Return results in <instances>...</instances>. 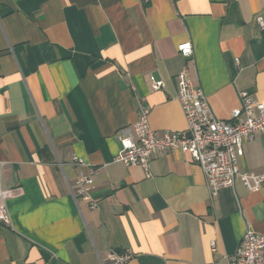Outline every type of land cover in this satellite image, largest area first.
Wrapping results in <instances>:
<instances>
[{
  "label": "crops",
  "instance_id": "0c3cea01",
  "mask_svg": "<svg viewBox=\"0 0 264 264\" xmlns=\"http://www.w3.org/2000/svg\"><path fill=\"white\" fill-rule=\"evenodd\" d=\"M258 18L264 0H0V186L16 191L0 264H113L108 253L124 250L127 264H231L247 230L264 235V186L211 196L178 150L153 156L148 177L114 161L142 110L157 137L186 129L183 69L220 120L239 92L264 103ZM238 168L264 174L263 134L244 142ZM90 169L96 210L71 194Z\"/></svg>",
  "mask_w": 264,
  "mask_h": 264
},
{
  "label": "built area",
  "instance_id": "2783aa9c",
  "mask_svg": "<svg viewBox=\"0 0 264 264\" xmlns=\"http://www.w3.org/2000/svg\"><path fill=\"white\" fill-rule=\"evenodd\" d=\"M257 21L261 27L264 26L261 18ZM177 51L184 58L192 55L190 43L178 45ZM148 82L152 90L163 88V82L153 76L148 77ZM174 87V99L180 105L186 129L164 132L157 137L148 123L149 112L142 110L133 125L119 131V150L114 161L126 167L139 166L148 177L153 156L178 150L187 154L201 169L211 196L216 195L219 189L233 187L236 181H240L249 192H258L264 186V174L240 171L238 161L243 156L244 142L251 141L257 134L264 135V103L247 92H239V108L231 111L228 120H220L213 115L202 90L191 84L185 69L175 75ZM72 163L86 166L75 156ZM93 175L91 169L88 173L81 172L77 178V189L71 194L76 203L82 200L89 209L96 210L97 203L91 195ZM15 195L16 191L3 190L0 186V222L4 224L9 223L6 202ZM210 246L214 249V243ZM134 256L130 250L110 251L107 259L113 264H127ZM231 264H264V235L247 230L231 258Z\"/></svg>",
  "mask_w": 264,
  "mask_h": 264
}]
</instances>
